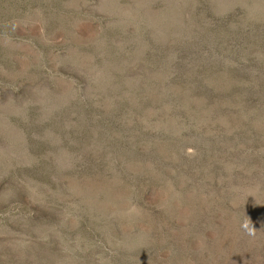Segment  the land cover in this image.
<instances>
[{"label":"rangeland","instance_id":"374dc122","mask_svg":"<svg viewBox=\"0 0 264 264\" xmlns=\"http://www.w3.org/2000/svg\"><path fill=\"white\" fill-rule=\"evenodd\" d=\"M0 264H264V0H0Z\"/></svg>","mask_w":264,"mask_h":264}]
</instances>
